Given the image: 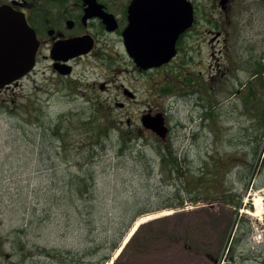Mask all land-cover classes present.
Segmentation results:
<instances>
[{
	"label": "rangeland",
	"instance_id": "374dc122",
	"mask_svg": "<svg viewBox=\"0 0 264 264\" xmlns=\"http://www.w3.org/2000/svg\"><path fill=\"white\" fill-rule=\"evenodd\" d=\"M244 24L243 18L235 21L239 35L232 39L235 52L232 53V64L228 65L232 70H215L216 63L224 60H219L220 55L212 58L202 51L201 58L197 57L201 60V68L186 71L197 75L201 71L204 73L203 76L199 75L202 79L208 78L209 72L211 75L217 74L215 88L222 86L218 95L210 97L209 94L188 95L180 92L178 96H173L169 90L172 84L163 83L162 86L156 83L162 87V92H154L152 101L158 111L167 116L171 131L166 142H161L150 131L136 132L137 128L142 129L141 117L148 103L147 96L141 94L144 88H138V103L133 104L132 116L127 117L122 111L115 110L113 102L109 101L111 96L102 94L99 88L97 95L89 88L85 90L88 84L105 81L100 76H92L90 68L78 69L75 81L82 92L76 94L52 84L48 80L51 73L47 72L45 76L42 70L15 87L16 92L8 96L7 112L0 113V238L7 237L4 250L11 258L6 264H68V250L77 253L83 252L87 246L98 245L92 243L87 234H94L100 225L106 223L107 219H98L99 211L107 210L112 224L118 216L131 211L124 208L126 193L131 196L137 192L139 199L150 201L153 207L166 201L172 186L169 185L168 189L167 185H158L156 175L150 176L151 169L148 172L144 167L137 166L136 159L130 158L127 165L117 159V153L113 150L115 145L110 153L96 159V166L85 169L94 170L97 177V196L93 204L98 210H92L91 219L83 220L78 207L72 205L71 201L68 204V193H71L68 176L76 175V178L84 180L86 175L84 171H77L78 159L71 157L68 169V157L56 156L60 144L53 139L48 128L63 114H68L69 126L72 119L77 122L79 119H91L96 110L99 115L96 121L100 126L103 116L120 129L135 131V148L137 151L144 149L147 159L151 157L158 161L159 148L174 149L184 155L187 162L182 161L181 171L176 178L182 180L185 175L193 174L199 179H208L206 183L211 184L206 188L209 196L200 194L203 198L197 204L186 200L189 202L179 210L159 209L138 217L135 222L141 220V228L164 219L155 227L166 236L152 239L147 244H138L136 251H127L121 264H264V188L257 189L264 185V147L257 150V147L252 149L249 145L250 139H254L250 132H254L258 121L254 118V111H245V103L240 96L243 93L241 81L248 82L251 78V72L243 69L247 59L243 50L247 41H252L250 45L253 41L264 39V11L247 30L242 29ZM244 33L248 34L247 41L242 38ZM256 61L258 59L255 57ZM204 63L207 67L209 63L213 64L214 69L206 68ZM221 71L230 74L228 89L234 92L227 95V85L219 82L226 76H219ZM157 79L155 75L154 80ZM211 103L215 105L213 116ZM81 132L86 133L84 129L76 131L72 138H80ZM116 142L114 138L111 144ZM221 159L228 162L224 175L207 178ZM81 161L84 162V159ZM153 183L160 186L161 191L157 192ZM89 185L90 180L87 182ZM182 188L187 199L194 198L196 192H200L199 187L194 188L195 193ZM225 193L241 198L243 210H239L238 217V209L234 211L235 205L226 206L221 200ZM73 194L74 191L69 200ZM158 196L163 199H158ZM87 198L84 201L88 203L90 200ZM209 203L214 205L210 213L204 208ZM116 222L118 224V220ZM135 222L126 236L131 233ZM144 228L142 234L145 235L150 227ZM255 231L263 233L261 242L254 240ZM124 243H121L118 251L111 253V259L106 264H114L121 258ZM20 245L23 246L22 252L16 251ZM37 246L65 252L66 256L55 258L52 251H48L51 255H42ZM98 258L95 256L94 259L97 261Z\"/></svg>",
	"mask_w": 264,
	"mask_h": 264
},
{
	"label": "flooded vegetation",
	"instance_id": "af4514ba",
	"mask_svg": "<svg viewBox=\"0 0 264 264\" xmlns=\"http://www.w3.org/2000/svg\"><path fill=\"white\" fill-rule=\"evenodd\" d=\"M0 11L26 19L38 40L32 72L0 88V113L7 112L8 96L16 92L15 87L39 70L45 76L50 72L48 80L71 94L82 92L75 76L78 69L86 67L92 76L105 81L88 84L85 90L89 88L97 95L99 88L102 94L111 96L109 101L115 110L131 117L133 104L138 103V88H144L141 94L148 98L142 116L159 112L152 101L154 92H162L156 83L172 84L169 90L173 96L185 90L199 95L202 83L208 84L212 93L217 74L209 72L208 78L202 79L203 72L197 75L186 71L201 68L202 51L224 60L216 63L215 70H229V60L235 52L232 39L239 35L235 21L243 18L242 29L247 30L264 11V0H0ZM8 27V21H0L4 32H0L2 67L9 62ZM242 38L247 41L248 34ZM250 42L243 50L245 61L254 64L257 57V66L264 69V39L249 45ZM170 52L175 54L163 62V54ZM203 65L214 69L213 64ZM153 75L158 79L154 80ZM137 131L142 132L140 128ZM7 242V237L0 238V264L11 260L4 250ZM16 251L22 252L23 246H17Z\"/></svg>",
	"mask_w": 264,
	"mask_h": 264
},
{
	"label": "trees",
	"instance_id": "16d2710c",
	"mask_svg": "<svg viewBox=\"0 0 264 264\" xmlns=\"http://www.w3.org/2000/svg\"><path fill=\"white\" fill-rule=\"evenodd\" d=\"M257 65L258 64L249 66L248 70L251 72V78H249L248 82L247 80L241 81V84L243 86V93L242 95L240 94V96H242L241 100H244L245 111H254L253 114L255 117H253L258 121L257 125L254 127V132H250L251 138L254 139H250L249 145L250 147H252V149L257 147V150L260 148L263 150L264 69H262V67H258ZM226 87V95L234 92L233 89H228L229 83ZM205 88L207 89V86ZM208 90L210 89L208 88ZM261 93H263V96ZM215 94L218 95L219 90L215 92ZM214 110L215 105L211 103V116L214 115ZM97 116L99 118V115L94 112V116L91 119H79L78 122L75 119H72L71 124L68 126V114H63L56 120H54L48 128V130L50 131V135H52L53 139L60 144L56 156L58 158H62L63 156L68 157V169H70L71 166L69 165V163L71 162V157L72 159H78L79 166L77 167V171H84L83 174L86 175L85 178L88 181L90 180V185L87 186L88 181L86 179L81 180L79 178H76V175L68 176V189H70L71 192L70 194L68 193V204L71 201L72 205L75 204V206L78 207L81 214L80 217L83 218V220H85V218L91 219L92 215H90V213L92 212V210L97 209V207H95V205L93 204L97 196V189L95 186L97 183V177L94 170L85 171V169L87 167H89L90 169V167L96 166V159L104 154L110 153L111 147L115 145V149L113 150L117 153V159L125 162L126 165L127 162L130 161V158L136 159L137 166L144 167L148 172L149 169H151L150 176L156 175L155 177L158 178V185H167L168 189L169 185H171L172 187L168 190L169 194L166 197V201H161L163 202V204L159 206L155 205L154 207L153 204H150V201L139 199L137 196V192L131 196L126 193L123 202L124 204H126L124 208L131 209V211H133V214L129 210L127 215L125 213L118 216V218L116 219L118 220V224H115L117 223L116 220L113 221V224L111 223L109 217L107 216V210L103 212L99 211L97 215L98 219H107V221L105 220L106 223L100 225V228L97 232H94V234H87L92 243L96 242L98 245L87 246L83 252L75 253L72 250H68V264L108 263L111 259V253L116 252V250L120 248L127 232L138 217L157 211L159 209L181 208L185 205L186 202L189 201L192 204H197L203 198L201 197L202 195L200 196V194H208L206 188L211 187L210 183H206L208 179H199L193 174L185 175L182 179L183 181L179 179V177L176 178L177 174H179V172L181 171L182 161L185 163L187 162L184 155H180L174 149L163 150L159 148V150H157L158 161L151 157L147 159L144 154V149H140V151H137L135 145L133 144V140L135 139V136H137V133L135 131L120 129L116 124L111 123L108 118L105 119L103 116L100 126L96 121ZM83 129L86 132L85 134L81 132L80 138H72V134L74 132L80 130L83 131ZM114 138L117 139V142L115 144H111ZM81 159H84V162H82ZM227 164L228 162H226L225 160L221 159L220 161H218L215 164L213 173L208 174L207 178H209L208 176H223L224 169ZM262 166H264V159L262 160ZM169 180L172 182H168ZM79 184H81V186ZM153 185L155 186L154 189L157 192L161 191L160 186H156L154 183ZM182 186L184 187V189L191 190L193 193H195L194 188L199 187L200 192H196V196L194 198L187 199V197H185V195L183 194ZM73 191L74 194L69 200V197L71 196ZM193 193L189 194L194 195ZM207 196H209V194ZM224 196L225 197L221 199L224 205H235V210L242 207L241 198H239V196L232 195L231 193H225ZM86 198L89 199L90 202L87 203L86 201H84L86 200ZM158 199H163V197L158 196ZM129 203H132V206H129L128 208ZM211 205L212 203H209L208 206L204 207L206 208L205 210L208 213H210V209L212 207ZM68 213L71 214L70 212ZM160 220L162 221L150 222L145 225L146 227H150L145 235L142 234L145 226L143 228L140 227V229L125 247V250H123L124 252L122 253L121 258H118V260L114 262V264H121L127 251H136L139 246L138 244H147L152 239L154 241L157 240L160 236H166L165 233L161 231V229L155 227V225L164 221V219ZM249 233H251V230L249 231ZM36 249L39 252L41 251L40 253L42 255L46 253L51 255V253L48 251H52V256H54L55 258L66 256L65 252H54V250H47L45 247L41 248L40 246H37ZM92 250L94 251L91 252ZM95 256L99 257L97 261L96 259H94Z\"/></svg>",
	"mask_w": 264,
	"mask_h": 264
},
{
	"label": "water",
	"instance_id": "95a60500",
	"mask_svg": "<svg viewBox=\"0 0 264 264\" xmlns=\"http://www.w3.org/2000/svg\"><path fill=\"white\" fill-rule=\"evenodd\" d=\"M0 21H8L9 24L8 33H6L9 39L7 44L8 66L5 64L2 67L0 62V79L3 78L0 88H3L5 85L20 80L33 70L38 50V40L26 19L11 12L0 11ZM2 31L0 29V32L4 33ZM126 39L129 41V30L126 33ZM174 54L172 52L164 53L162 58L165 59H163V62L169 60ZM142 122L146 129L153 130L161 138L166 137L168 129L162 114H158L153 118L151 115H146L142 118Z\"/></svg>",
	"mask_w": 264,
	"mask_h": 264
},
{
	"label": "bare ground",
	"instance_id": "6f19581e",
	"mask_svg": "<svg viewBox=\"0 0 264 264\" xmlns=\"http://www.w3.org/2000/svg\"><path fill=\"white\" fill-rule=\"evenodd\" d=\"M258 204L260 205L261 202H258ZM141 222H142V221L140 220V221H138V222L136 223V225H135V227L132 229L131 233H134V231L136 230V227H137Z\"/></svg>",
	"mask_w": 264,
	"mask_h": 264
},
{
	"label": "built area",
	"instance_id": "2783aa9c",
	"mask_svg": "<svg viewBox=\"0 0 264 264\" xmlns=\"http://www.w3.org/2000/svg\"><path fill=\"white\" fill-rule=\"evenodd\" d=\"M259 238H260V236H259Z\"/></svg>",
	"mask_w": 264,
	"mask_h": 264
}]
</instances>
